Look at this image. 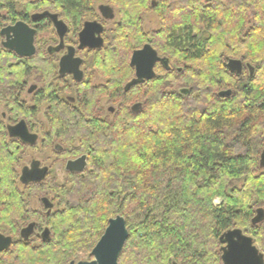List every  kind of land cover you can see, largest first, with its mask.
Wrapping results in <instances>:
<instances>
[{
    "label": "trees",
    "instance_id": "trees-1",
    "mask_svg": "<svg viewBox=\"0 0 264 264\" xmlns=\"http://www.w3.org/2000/svg\"><path fill=\"white\" fill-rule=\"evenodd\" d=\"M99 2L117 8L120 21L105 56L87 70L108 81L85 79L77 107L54 91L66 90L51 81L57 67L43 42L31 58L0 51V103L5 98L12 120L34 117L20 95L41 70L47 87L40 103L49 104L50 123L42 147L57 161L88 157L85 172H67L64 184L50 169L21 187L27 146L22 152L7 139L0 120V226L14 240L0 264H70L78 253L88 259L118 215L129 230L118 264H224L221 238L234 229L264 254L263 222H255L264 210V0H0V31L45 11L78 30ZM148 13L160 18L152 35L143 28ZM37 20L49 24L46 16ZM146 44L171 69L158 65L153 80L126 91L135 78L131 56ZM230 58L244 63L242 75L228 69ZM224 90L232 95L220 97ZM103 97L118 104L112 117L99 104Z\"/></svg>",
    "mask_w": 264,
    "mask_h": 264
},
{
    "label": "water",
    "instance_id": "water-1",
    "mask_svg": "<svg viewBox=\"0 0 264 264\" xmlns=\"http://www.w3.org/2000/svg\"><path fill=\"white\" fill-rule=\"evenodd\" d=\"M101 10H103L105 16L110 15L111 18L113 17V11L110 7L102 6ZM44 16L49 17L56 24L61 40H63L67 32L66 23L60 20L58 15L49 12L39 14L36 18ZM102 31V26L97 22L85 23V28L80 33V48H102L103 40L100 37ZM1 35L6 37V41L3 43L4 47L15 52L20 57L31 58L36 54V31L28 24L18 22L14 26L3 29ZM69 50V53L60 61V74H73L78 81H81L84 75L81 71L82 60L75 58L74 48H70ZM130 64L135 69V78L127 84L126 91H129L135 85L153 80L156 77L155 69L157 64H161L168 71L171 69L169 59L161 57L151 44H146L143 48L134 51ZM227 67L231 72L238 75H242L244 72V63L238 59H228ZM182 93L187 94V90H182ZM231 95L232 90H224L219 93V96L222 98H227ZM141 109V103L135 104L132 107L134 113L139 112ZM9 131L13 137L20 138L25 143L34 144L36 142V136L30 134L24 121L10 127ZM87 158V155H83L77 159L69 160L66 164V171L70 173H84L88 168ZM43 203L46 208L52 209L53 206L48 199H43ZM263 220L264 210L260 209L255 222L256 224H260ZM128 238L129 230L126 219L120 215L111 218L103 236L91 252L93 260L72 261L70 264H118ZM221 241L224 244L222 249L224 264H264V254L254 244V240L242 230L234 229L226 232ZM12 244L13 240L11 237L0 234V253L9 250Z\"/></svg>",
    "mask_w": 264,
    "mask_h": 264
},
{
    "label": "flooded vegetation",
    "instance_id": "flooded-vegetation-1",
    "mask_svg": "<svg viewBox=\"0 0 264 264\" xmlns=\"http://www.w3.org/2000/svg\"><path fill=\"white\" fill-rule=\"evenodd\" d=\"M34 1V0H33ZM102 6H108L112 9L113 11V17L111 18L110 15L105 16L103 10H101ZM16 11L18 13L22 12V9L20 6H17ZM49 12L51 14H56L58 15L59 19L64 21L63 18L57 13L53 11H45ZM44 12V13H45ZM39 14L33 13L31 14L32 20L30 22H25L22 20H18L16 22H8L5 26L0 31V51L2 49L6 51L13 52L11 50H8L4 47L3 43L6 41V37L2 36V30L9 27V26H14L18 22H24L28 24L32 29L36 31L35 35V47H36V54L38 53V42H43L45 45V50L49 52V57L55 60V65L57 67L56 72L58 74L57 77H53L51 81L59 87V89H65L66 91H57L56 89L54 90L57 94V96L62 100L65 101L67 104L71 106L77 107L79 105V95H78V86L85 80L87 79L88 82L92 86H100L105 84L108 80L101 76L96 68H91L90 70H87V64L88 61L94 60L96 57H104L105 56V46L107 45V42L109 41L108 39L110 38L112 31L116 30V25L119 24L120 21V14L119 10L105 2H99L96 4L93 12L86 18L77 30L76 28L73 27V24H68L66 21L67 26V32L61 40L60 34L57 30L56 24L52 22V20L48 18L49 24H39L36 16ZM87 22H97L99 25L102 26L103 31L100 35V37L103 40V46L102 48H89V47H83L80 48V33L84 30L85 28V23ZM72 25V26H71ZM144 28V27H143ZM145 30V29H144ZM146 31V30H145ZM97 35V34H96ZM145 46V45H144ZM143 46V47H144ZM142 47V48H143ZM74 48L75 49V58H80L82 60V65H81V71L83 72V79L81 81H78L73 74H65L62 75L60 74V61L61 59L69 53V49ZM138 50V49H137ZM101 51V52H100ZM136 51V50H135ZM100 52V53H99ZM15 55H17L15 52H13ZM133 55V54H132ZM19 58H24L20 57L17 55ZM33 56V57H34ZM132 58V56H131ZM161 65V64H157ZM91 66V65H90ZM156 66V67H157ZM135 70V69H134ZM156 71V69H155ZM35 84L30 85V82H33ZM99 81V82H98ZM46 86V77L43 76L41 70L34 71L33 76L31 79L27 82L26 88L24 91L21 93L20 97L23 102L27 103V106L29 108H32L35 111V115L32 119H25L22 118L18 121L12 120V116L10 115L9 109L6 106L7 103H5V98H2L1 103H0V120L3 122L5 128H6V135L7 139L11 140H17L20 143V146L22 148V152L24 150V146L26 147V151L24 155H22V160L20 163V166L18 168L19 174H20V182L19 185L23 187L24 185H27L29 182L32 181H38L41 182L45 177H47L48 173L50 172L51 167H42L41 163L38 161H33L31 162L30 166L22 167V163L24 161V158L26 157V153L32 149H37L40 145L42 144V141L49 133L50 130V123L47 118V110L49 108L48 103H40L41 99V93L45 89ZM26 95L30 96V101L25 99ZM101 100H106L107 103L113 105L110 100L106 97H103ZM100 100V101H101ZM105 114L107 116L112 117L116 113V107L110 106L108 109H105V107L100 105ZM43 113L45 120L48 124V130L44 128L45 125H41V122L39 120V115ZM21 121H24L27 124L28 130L30 134L36 136V142L34 144H29L25 143L22 141V139L13 137L9 131L10 127H13L17 124H19ZM46 150H51L53 153V150L51 148L46 149ZM36 201V200H34ZM34 201H33V207H34ZM39 201V200H37ZM40 202V201H39ZM41 206H42V202ZM36 210H41L40 208H35ZM52 210V209H51ZM0 234L11 237L12 236L9 234L8 230L4 226H0ZM13 240V238H12ZM14 243V240H13ZM13 246V244H12ZM11 249V248H10ZM7 251V250H6ZM5 252V251H4ZM2 252V253H4ZM0 253V255L2 254Z\"/></svg>",
    "mask_w": 264,
    "mask_h": 264
},
{
    "label": "rangeland",
    "instance_id": "rangeland-1",
    "mask_svg": "<svg viewBox=\"0 0 264 264\" xmlns=\"http://www.w3.org/2000/svg\"><path fill=\"white\" fill-rule=\"evenodd\" d=\"M143 27L146 30V33H150L151 35L157 31L160 30L161 28V24H160V18L156 13H148L144 16V21H143ZM99 82V81H98ZM35 84L34 81L30 82V85ZM25 99L30 101V96L26 95ZM100 105L103 104V106L105 107V109H108L110 106H114L117 108L118 104H109L107 103L106 100H101L99 102ZM39 120L41 122V125H45L44 128L46 130H48V124L45 120V117L43 115V113H41L39 115ZM33 161H38L41 163L42 167H51L53 169L54 172V176L57 178V181L60 184H64L66 177H67V171H66V164L68 161L64 162V161H57V159L54 157V154L52 153L51 150H46L45 148L42 147V144L40 145L39 143V147L37 149H30L27 153H26V157L24 158V161L22 163V167H26V166H30L31 162ZM241 186V185H239ZM221 199H216L215 203L217 205L221 204ZM34 207L35 208H40L43 209L41 206V203L39 201H34ZM53 209V207H52ZM57 207H55L53 209L56 210ZM263 227H264V220L262 223ZM259 248L260 251L261 248L260 246H257ZM78 257H80L81 261H91L93 260V257L90 256V258L88 259H83L84 254L82 253H78ZM80 260H74L75 262H80Z\"/></svg>",
    "mask_w": 264,
    "mask_h": 264
}]
</instances>
